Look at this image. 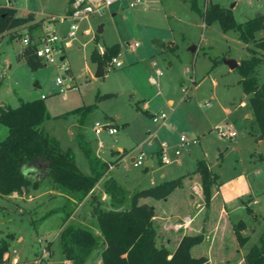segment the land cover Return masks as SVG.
<instances>
[{
  "label": "rangeland",
  "instance_id": "1",
  "mask_svg": "<svg viewBox=\"0 0 264 264\" xmlns=\"http://www.w3.org/2000/svg\"><path fill=\"white\" fill-rule=\"evenodd\" d=\"M128 1L114 2L80 19L70 43L63 44L64 58L36 69L20 55L22 45L14 31L0 36V103L16 106L20 98L42 97L48 113L44 130L62 148H71L82 173L90 170L76 138L78 130L102 160H114L119 149H124L126 154L108 171L125 190L122 206L130 204L135 188L183 175L182 185L165 198L140 199L156 208V242L164 244V237H170L167 247L173 249L182 232H203L202 241L191 248L193 255L206 258L202 264H241L251 244L264 238V140L258 138V125L247 115L251 108L241 74L227 59L237 61L250 55L247 47L255 48L262 57L256 74L264 81V50L253 41H243L236 29H223L218 20L205 24L190 7V0H143L135 6ZM204 1L197 3L202 7ZM211 1L229 7L236 21L264 14V0ZM0 4L14 5L18 15L31 11L36 20H51L61 36L69 27V18H59L68 8L67 0H0ZM51 14L57 19L50 18ZM263 34V29L257 30L256 38ZM116 42V58L122 64L109 61L103 73L96 75L91 49ZM104 92L111 94L96 101L79 127V113L74 109L93 103L97 93ZM161 112L167 114L165 122H154L152 115ZM96 121L105 125L99 133L94 130ZM111 125L117 127L116 133L107 131ZM225 127L235 135L221 134ZM6 133L7 126L0 122V138ZM181 135L196 142L179 146ZM163 143L169 162L159 159ZM176 148L180 149L178 156L173 154ZM140 153L143 164L135 165L130 156ZM200 158L218 174L212 191L218 187L225 209L218 196L209 206L204 204L199 174H192ZM147 159L152 163L145 165ZM39 175L37 188L11 196L0 194V244L3 239L8 243L7 261L0 264H73L61 251L58 232L62 224L87 227L101 240L92 213V194L75 208L47 174ZM95 192L101 208L112 206L102 179ZM70 207L75 210L63 222ZM50 209L55 210L47 213ZM186 216L192 219L189 226L176 228L175 223ZM240 219L244 221L240 232L247 236L243 244L235 235ZM100 250L99 243L83 264H99Z\"/></svg>",
  "mask_w": 264,
  "mask_h": 264
},
{
  "label": "trees",
  "instance_id": "2",
  "mask_svg": "<svg viewBox=\"0 0 264 264\" xmlns=\"http://www.w3.org/2000/svg\"><path fill=\"white\" fill-rule=\"evenodd\" d=\"M72 1L67 0V10ZM190 7L199 13L205 24L218 20L223 29H236L243 41H253L256 47L264 50V34L256 38L257 30L264 31V14L236 21L229 7L215 1L206 0L201 7L197 0H190ZM33 16L32 12L24 16L18 15L15 7L0 4V36L24 24L32 31L41 22L40 20L31 22ZM97 36L96 32L95 40ZM247 48L250 55L240 58L234 69L241 74L240 82L244 92L248 94L253 120L257 123L264 140V81L256 74V67L262 62V57L255 48ZM118 52L119 43L116 42L104 45L102 51L94 46L90 51V57L94 61L100 60L106 64ZM20 55L31 69L44 65L31 46L22 47ZM110 94L97 93L93 103L74 109L79 113V127L88 112L96 106V101ZM143 110L147 112L146 109ZM47 116L42 97L20 98L16 106L0 103V122L7 126L6 135L0 138V194L10 195L13 192L37 188L40 185L39 174H47L55 186L65 194L68 203L74 202L75 207V203L90 193L95 183L126 154V151L123 150L114 160H102L78 130L76 138L90 170L89 173H82L71 148H62L59 140L44 130L43 121ZM28 170H33L36 175H31ZM192 172L199 174L203 201L209 206L213 194L212 187L217 183L218 174L210 169L208 162L203 158L196 160V167ZM182 177L183 175L175 176L147 187L135 188L128 206L121 205L125 195L121 185L112 176L105 178L103 188L110 195L112 206L107 209L101 208L98 197L91 193L92 213L102 233L101 240H98L87 227L62 224L58 237L64 257L73 264H83L89 251L100 243L99 264H202L206 258L203 255H193L191 248L202 241L203 232L183 233L173 249L158 244L153 222L154 205L140 200L147 196L165 198L182 185ZM74 207L64 212L63 222ZM54 210L50 209L47 213ZM242 228L244 221L240 219L235 229L239 244L247 240V236L240 232ZM8 235L12 236L13 233L9 232ZM7 249V240L3 239L0 244V263L7 261V258H2ZM241 264H264V238L259 243L251 244Z\"/></svg>",
  "mask_w": 264,
  "mask_h": 264
},
{
  "label": "built area",
  "instance_id": "3",
  "mask_svg": "<svg viewBox=\"0 0 264 264\" xmlns=\"http://www.w3.org/2000/svg\"><path fill=\"white\" fill-rule=\"evenodd\" d=\"M120 0H73L69 10L65 12L64 15L60 16V19H70L69 27L66 33L61 36L59 35L53 27H47L42 29L38 33H32L29 29L19 27L13 28L11 31H14L18 36L22 47L31 46L34 48L35 55L43 62V63H56L58 60H62L63 56V44L65 43L68 45L70 43V39L75 35L76 30L79 28L78 21L86 16H88L92 12H101L104 7L111 5L114 2H118ZM143 0H129L128 4L130 6H135L141 3ZM88 32V29H85ZM9 31H6L7 33ZM64 38V39H63ZM64 40V41H63ZM138 43L135 42L134 45ZM111 62L115 66H120L122 61L117 59L116 56L111 58ZM62 66V65H61ZM1 67V63H0ZM62 79L60 77L56 78V82L61 84ZM62 90V87H60ZM167 118V114L161 112L159 114H153L152 119L156 123H164ZM105 125L101 124L99 121L95 122L94 130L96 133H99ZM117 127L115 125H111L107 127V131L110 134L117 132ZM221 134L226 137H232L235 135L234 130H229L225 127V131L221 130ZM196 139L192 138L189 139L185 135H181L179 137L178 145L182 147L190 146L192 143H195ZM175 156L180 154V149L176 148L173 153ZM159 159L162 162H169L171 157L168 155L165 144L163 143L161 149L159 150ZM148 160V159H147ZM145 160L144 163L147 162ZM133 162L135 165H142L143 164V154L140 153L137 157H133ZM192 219L189 216L183 218L182 221L175 223L176 228H185L189 226Z\"/></svg>",
  "mask_w": 264,
  "mask_h": 264
},
{
  "label": "crops",
  "instance_id": "4",
  "mask_svg": "<svg viewBox=\"0 0 264 264\" xmlns=\"http://www.w3.org/2000/svg\"><path fill=\"white\" fill-rule=\"evenodd\" d=\"M6 5H11V6H13V7H15L14 5H12V4H6ZM16 8V10H17V7H15ZM67 11V10H66ZM29 12H31V11H29ZM28 13V12H27ZM34 15V14H33ZM34 18H33V20L31 21V22H34V21H38V20H36L35 19V16H33ZM50 18H53V19H57V18H55V15L54 14H51V17ZM40 24L38 25V26H36L31 32L32 33H38L39 31H41L42 29H45V28H47V27H52V23H51V20H49V19H47V20H41L40 19ZM9 31V30H8ZM100 31H101V27H100ZM99 31H97V33H98ZM264 32V31H263ZM103 47L104 46H102V48H100L99 50L100 51H102V49H103ZM21 51H22V46H21V49H20V53H21ZM63 56H65L64 55V50H63ZM100 60H97L96 61V63H97V66H98V62H99ZM237 62H238V60H237ZM45 64V63H44ZM104 65V64H103ZM103 65H102V67H103ZM35 98V97H34ZM169 102H170V100H169ZM146 105V104H145ZM144 109H147V108H144ZM247 115H249V116H252V114L250 113V112H248L247 113ZM258 138L259 139H262V137H261V135H260V133H259V135H258ZM120 150V153L124 150V149H122V148H120L119 149ZM120 155V154H119ZM123 157V156H122ZM121 157V158H122ZM133 157L134 156H130V159L131 160H133ZM120 158V159H121ZM119 159V160H120ZM147 162H148V165L149 164H151L152 163V161H151V159H148L147 160ZM36 171V170H35ZM109 171V170H108ZM108 171L106 172V174H104L99 180H105V178H107L109 175H108ZM28 173H30L31 175H36V173L33 171V170H28ZM188 173H190V172H188ZM188 173H186V174H188ZM193 175L194 174H196V173H192ZM98 180V181H99ZM98 181L95 183V185L98 183ZM95 185L93 186V188H92V190L90 191V193L89 194H96V192H95ZM14 193V192H13ZM6 196H11V194L10 195H6ZM216 196H218V198H219V202H220V204H221V206H223L224 207V209H225V205H224V203H223V201H222V199H221V197L219 196V192H218V187H216V188H214V192H213V194H212V198H211V200H213ZM88 197V195L85 197V198H87ZM144 202H146V201H144ZM211 202V201H210ZM81 203V201H79L76 205H75V208L79 205ZM154 205V204H153ZM210 205V204H209ZM75 208H74V210H75ZM154 208H155V206H154ZM73 210V211H74ZM155 210H156V208H155ZM72 214V213H71ZM155 216H157V214L155 213V215L153 216V217H155ZM162 232H163V230L162 229H160ZM183 233H185V231L184 232H182V234ZM182 234H180V235H178V237H177V239H176V242H175V244H174V246H173V248L175 247V245L177 244V242H178V240H179V238H180V236L182 235ZM164 245H166L167 246V242L168 241H170V237H164ZM6 254H8L7 253V251L6 252H4L3 253V257H5V258H7L6 257ZM14 259H16V258H14ZM66 261L67 262H70L71 260H69V259H66Z\"/></svg>",
  "mask_w": 264,
  "mask_h": 264
},
{
  "label": "water",
  "instance_id": "5",
  "mask_svg": "<svg viewBox=\"0 0 264 264\" xmlns=\"http://www.w3.org/2000/svg\"><path fill=\"white\" fill-rule=\"evenodd\" d=\"M98 31H100V27L98 28ZM227 62L229 63L230 67L231 68H235L236 65L238 64V62L232 58H229L227 59ZM102 65H103V62L102 61H99L98 62V66H97V73L96 75H101L103 72H102ZM145 165H148V162L145 163Z\"/></svg>",
  "mask_w": 264,
  "mask_h": 264
}]
</instances>
